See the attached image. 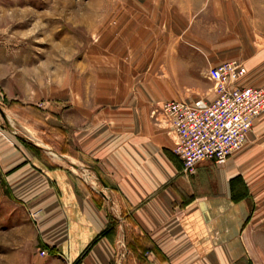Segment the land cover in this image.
Instances as JSON below:
<instances>
[{"label":"crops","instance_id":"1","mask_svg":"<svg viewBox=\"0 0 264 264\" xmlns=\"http://www.w3.org/2000/svg\"><path fill=\"white\" fill-rule=\"evenodd\" d=\"M140 38L120 43L115 60L139 44L142 50ZM168 43L156 72L137 56L129 73L118 65L110 84L114 110H91L94 96L86 109L79 83L76 94L67 92L68 78L58 109L40 112L41 118L0 106V208L23 215L34 231L35 250L27 260L250 264L251 249L264 247V114L223 168L203 161L192 175H183L171 137L154 125L150 112L179 101L186 88L192 90L188 95L202 91L207 71L219 63L198 62L195 52ZM246 77L243 85L251 86ZM64 101L73 103L71 109Z\"/></svg>","mask_w":264,"mask_h":264},{"label":"rangeland","instance_id":"2","mask_svg":"<svg viewBox=\"0 0 264 264\" xmlns=\"http://www.w3.org/2000/svg\"><path fill=\"white\" fill-rule=\"evenodd\" d=\"M136 34L143 49L139 44L117 62L118 45ZM169 40L195 52L198 62L240 61L246 84L264 89V0H0V106L41 118L40 112L58 109L62 81L68 78L67 92L76 94L79 83L86 109L94 96L91 110H114L110 84L118 65L129 73L142 57L149 72H156ZM157 73L164 76L162 70ZM210 88L207 83L205 91L194 90L192 96L186 88L178 99L204 98ZM67 104L71 109L73 103ZM83 175L86 179L88 173ZM23 218L0 208V264H36L27 260L35 250L34 231ZM251 255L250 264H264V247L251 249ZM124 264L142 263L127 259Z\"/></svg>","mask_w":264,"mask_h":264},{"label":"built area","instance_id":"3","mask_svg":"<svg viewBox=\"0 0 264 264\" xmlns=\"http://www.w3.org/2000/svg\"><path fill=\"white\" fill-rule=\"evenodd\" d=\"M246 75L240 61L221 62L206 73L211 85L206 97L165 102L151 110L154 125L173 141L183 175H192L203 161L223 168L244 147L246 134L264 114V89L243 85ZM39 254L47 255L44 250Z\"/></svg>","mask_w":264,"mask_h":264}]
</instances>
